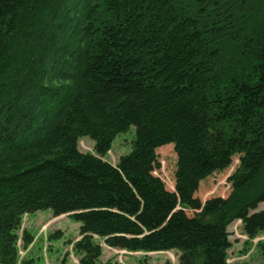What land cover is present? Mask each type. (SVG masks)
<instances>
[{"label":"trees","instance_id":"trees-1","mask_svg":"<svg viewBox=\"0 0 264 264\" xmlns=\"http://www.w3.org/2000/svg\"><path fill=\"white\" fill-rule=\"evenodd\" d=\"M131 126L114 165L104 155ZM167 144L174 191L154 174ZM235 155L230 194L202 202ZM263 202L264 0H0V264L47 209L81 224L78 264H122L99 260L101 241L229 264V226L264 234Z\"/></svg>","mask_w":264,"mask_h":264},{"label":"rangeland","instance_id":"rangeland-1","mask_svg":"<svg viewBox=\"0 0 264 264\" xmlns=\"http://www.w3.org/2000/svg\"><path fill=\"white\" fill-rule=\"evenodd\" d=\"M135 129V126H131L128 131L117 135L104 158L116 165L121 156L129 153L135 139ZM79 148L82 152L96 153L95 141L89 136L80 138ZM157 154L160 167L154 171V174L163 179L169 190L174 191L177 170V153L174 144L159 147ZM238 164L239 156L235 155L230 167L216 171L200 182L195 196L202 202L212 197H227L231 192L229 177ZM257 210H264V202ZM187 213L192 216L194 212L187 210ZM80 225L67 214L55 216L50 209L26 214L19 230L17 264H78L82 255L75 249V244L83 237ZM25 230H28L33 237L28 246H25L22 238ZM229 231L232 241V247L228 252L229 264H264V245L261 244L264 243V234L253 239L249 238L243 232L240 220L234 221L229 226ZM94 237L99 239L97 235ZM101 244L104 249L99 259L101 262L114 260L122 264H179L180 252L177 250L132 252L109 247L102 241Z\"/></svg>","mask_w":264,"mask_h":264}]
</instances>
